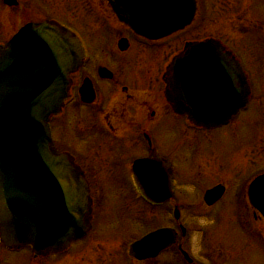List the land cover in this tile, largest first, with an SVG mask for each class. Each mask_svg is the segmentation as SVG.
<instances>
[{
  "label": "water",
  "instance_id": "obj_1",
  "mask_svg": "<svg viewBox=\"0 0 264 264\" xmlns=\"http://www.w3.org/2000/svg\"><path fill=\"white\" fill-rule=\"evenodd\" d=\"M108 1L120 21L153 40L191 25L197 11L196 0ZM222 51L210 41L188 51L171 69L166 96L199 126L226 124L249 101L245 75L235 72L240 66L223 58ZM81 58L74 35L54 23L27 25L0 51V234L10 249L31 246L37 255L59 253L89 230L88 187L82 173L53 149L48 126L61 111L69 76ZM199 76L214 78L215 84ZM196 79L202 82L194 85ZM163 190L169 198L167 180ZM221 194L216 189L206 200ZM249 196L264 217V176L252 184ZM173 241L169 230L158 231L137 243L132 255L156 257Z\"/></svg>",
  "mask_w": 264,
  "mask_h": 264
},
{
  "label": "rangeland",
  "instance_id": "obj_2",
  "mask_svg": "<svg viewBox=\"0 0 264 264\" xmlns=\"http://www.w3.org/2000/svg\"><path fill=\"white\" fill-rule=\"evenodd\" d=\"M30 1L21 0L27 9L17 12L7 9L0 0V43L11 38L17 25L36 20V6ZM101 5V18H113L105 0H102ZM70 7L64 3L58 9L66 14ZM43 11L53 13L50 9ZM68 14L69 17L77 18L73 13ZM71 28L83 35L80 25L71 24ZM103 32L100 34L104 36L99 39L108 40L109 32ZM176 35L177 45L161 47V52L157 53L159 59L154 63L156 68L163 65L169 53L175 51L185 37L201 40L212 36L231 47L239 56L253 90L249 107L229 128L214 132H191L187 128L186 132L183 129L185 121L179 119L180 140L177 135H168L165 130V140H170L168 146H174L173 141L177 144L181 157L180 169L188 175L179 172L181 180L177 188V194L186 207L182 213V223L188 234L183 238V245L194 264H222L221 259L228 261V264H264V220L259 222L260 234L258 231L252 243L255 245L253 251L246 243L247 239L251 241L250 237L246 234L244 240L240 235L242 227L238 225L237 209L242 208L240 214L247 213V201L244 198L245 205L236 204L233 194L235 188L229 187L230 193L212 209L200 205L205 190L214 184L226 182L231 176L229 184L235 183L237 187V183L249 180L257 172L264 173V0H198L194 24L186 32ZM87 44L90 45L91 41H87ZM75 120L78 121V118ZM171 120V117L166 118L165 125ZM55 142L58 147L65 145L75 152L78 150L76 131H67L63 125L55 126ZM81 143L86 146L83 141ZM166 151L168 149H164ZM99 173L105 180L111 179L108 172ZM99 173L92 172L96 183L93 186V198L96 200L95 228L87 239L76 243L67 253L40 259L33 258L28 248L9 252L0 244V264H128L122 243L128 244L155 228L170 226L169 211L168 215L162 211L143 214L146 212L144 204L127 199L128 190L123 186L97 180L100 178L97 177ZM250 211L253 212V209L250 208ZM243 219L245 227L248 226L246 214ZM175 249L173 247L145 264H189L175 256ZM217 257L220 261L216 260Z\"/></svg>",
  "mask_w": 264,
  "mask_h": 264
},
{
  "label": "flooded vegetation",
  "instance_id": "obj_3",
  "mask_svg": "<svg viewBox=\"0 0 264 264\" xmlns=\"http://www.w3.org/2000/svg\"><path fill=\"white\" fill-rule=\"evenodd\" d=\"M17 1L19 9L22 4L21 0ZM31 2L36 6V16L34 17L36 20H31L29 23L50 20L80 25L83 35L76 33L81 38L87 53L84 66L72 75L69 97L61 115L54 117L51 121L54 137L55 126L58 124L66 127L67 131L69 129L76 131L78 150L75 152L65 145L57 146L58 149L70 154L75 159L76 164L85 172L91 189L96 185L92 172H108L110 180H105L100 173L97 174V177L100 176L97 180L109 181L114 186H123L128 190L127 199L129 200L133 199V192L125 181L128 178H123V172L127 175L128 171L131 172L134 163L140 160L165 163L171 174V181L175 185L169 201L181 204L180 196L177 194L181 180L179 172L186 174L180 169L181 157L177 144L172 140L174 146H168L170 140L166 142L164 136L165 130H167L168 135L173 137L177 135L179 139L181 134L179 119L184 118V121L186 119V117H180L174 113L165 97L168 66L176 56L180 55L181 44L177 48L178 50L169 53V58L163 62L160 68H156L154 63L156 59H159L157 53L161 47L166 46V43L170 47H174L177 42L170 41L173 38L150 41L136 35L115 17L101 18L102 0H31ZM64 3L71 6L70 11L66 14L58 9ZM44 8L50 9L53 13L43 11ZM69 12L75 14L77 18L69 17ZM103 31L109 32L108 40L99 39L104 36L100 34ZM195 39H185L183 46L191 41L201 42L207 38ZM87 41H91V44H87ZM95 55L101 57H95ZM86 83L88 89L84 90ZM170 117L172 120L165 125L166 118ZM75 118H78V121ZM236 119L233 118L226 128H229ZM187 128L191 132L195 129L185 121L183 129L186 132H188ZM158 145L160 149H158ZM163 148L168 151L164 152ZM176 148H178L177 151ZM154 165L163 169L158 164ZM260 174L259 171L250 179L248 178L249 180L237 183V187H235V183L229 184L232 179L230 176L226 182H219L205 190L206 192L218 185L226 188L223 197L215 206L223 201L227 193H230L229 187L235 188L233 194L236 204L245 205L244 198L246 199L247 208L245 211L247 213L241 212L240 214V211L243 210L238 208L237 220L238 225L242 227L241 238L246 234L250 237L251 241L243 239L246 240L247 245L252 247L253 251L255 245L252 243H254L257 234L253 228L254 218L256 220H260V218L255 211L248 212L250 209L248 193L247 187L245 189L244 185L247 186L248 181H252ZM200 205L208 208L203 202V197ZM245 214L248 222L246 227L243 219ZM249 228H253L252 231H249ZM225 253L226 249L224 248L223 254Z\"/></svg>",
  "mask_w": 264,
  "mask_h": 264
}]
</instances>
